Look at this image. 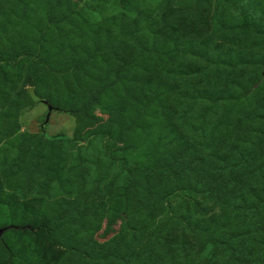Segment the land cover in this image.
<instances>
[{
    "label": "rangeland",
    "instance_id": "obj_1",
    "mask_svg": "<svg viewBox=\"0 0 264 264\" xmlns=\"http://www.w3.org/2000/svg\"><path fill=\"white\" fill-rule=\"evenodd\" d=\"M234 210L264 216V0H0V264H139Z\"/></svg>",
    "mask_w": 264,
    "mask_h": 264
},
{
    "label": "trees",
    "instance_id": "obj_2",
    "mask_svg": "<svg viewBox=\"0 0 264 264\" xmlns=\"http://www.w3.org/2000/svg\"><path fill=\"white\" fill-rule=\"evenodd\" d=\"M176 18L180 20L178 23L185 31L191 32V38L202 37V33L207 34L209 30V19L203 16L202 12L193 17L178 16ZM172 19L169 16V20ZM178 38L176 33L172 40L177 42ZM207 41L211 42L210 39ZM32 94L35 95L33 91H29L30 97ZM180 180L183 182L184 178ZM256 207H252L249 211L261 208ZM238 211L232 212L231 220L232 222L239 220L238 228L241 226L243 228L238 231L232 230L230 233L226 232L223 234L226 238L217 236L216 239L207 237L208 239L204 240L200 233L202 232L200 224H204L202 220L196 219L197 228H189L186 231L179 229L175 224L176 219L173 218L167 221L166 229L161 232L155 247L149 244L145 249L141 251L139 249L135 253L127 247V252L129 254L131 252V256L132 254L140 256L139 264H264V216L257 215L259 219L250 223L251 213L245 218L244 215L239 217L241 214L238 215ZM37 230L38 228H35L33 231ZM188 232L190 235L187 234ZM244 251L246 254L242 253ZM125 259L130 262L129 257Z\"/></svg>",
    "mask_w": 264,
    "mask_h": 264
},
{
    "label": "water",
    "instance_id": "obj_3",
    "mask_svg": "<svg viewBox=\"0 0 264 264\" xmlns=\"http://www.w3.org/2000/svg\"><path fill=\"white\" fill-rule=\"evenodd\" d=\"M31 98L34 100V102L36 104H45L47 106V114H46V117H45V121H44V124L48 122V119H49V115H50V112L52 111L53 107L52 105L50 104V102L45 99V98H42V97H36L34 94L31 95ZM42 131H43V125L41 127ZM6 230V228H0V235H2V233Z\"/></svg>",
    "mask_w": 264,
    "mask_h": 264
}]
</instances>
